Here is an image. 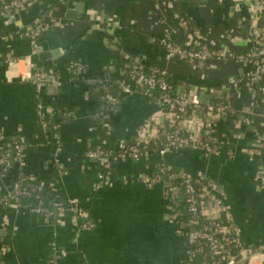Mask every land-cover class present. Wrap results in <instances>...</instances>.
Instances as JSON below:
<instances>
[{
	"label": "crops",
	"instance_id": "obj_1",
	"mask_svg": "<svg viewBox=\"0 0 264 264\" xmlns=\"http://www.w3.org/2000/svg\"><path fill=\"white\" fill-rule=\"evenodd\" d=\"M257 1L34 0L0 17V155L11 152L10 139L21 138L25 151L15 165L16 178L26 179L45 204L76 203L93 223L83 231L70 215L47 219L26 208L36 205L32 199L23 207L0 205V264H185L189 259L190 243L165 183L146 180L156 175L159 156L105 167L88 156L134 141L148 119L160 116L154 97L138 90H121L113 104L102 99L133 64L209 91L205 102L229 100L237 115L216 120L221 139L216 153L189 148L169 153L165 162L212 186L246 254L255 253L250 264H264V106L252 100L246 85H236L249 68L221 59L200 71L170 57L162 41L171 32L178 43L193 37L213 50L244 53L249 25L264 17V10L254 9ZM36 20L55 25L38 39L39 53L25 35ZM12 59L27 62L29 74L53 70L59 82L38 92L28 76H9ZM72 63H82L84 71L74 73ZM39 108L58 135L41 126ZM246 116L251 126L244 124ZM11 179L0 173L1 196L13 192Z\"/></svg>",
	"mask_w": 264,
	"mask_h": 264
},
{
	"label": "built area",
	"instance_id": "obj_2",
	"mask_svg": "<svg viewBox=\"0 0 264 264\" xmlns=\"http://www.w3.org/2000/svg\"><path fill=\"white\" fill-rule=\"evenodd\" d=\"M33 1L0 0V17H10ZM254 9L264 10V0H258ZM260 21L261 19H253L249 25L245 38L249 42V47L241 54L225 49L213 50L208 45L194 43L193 37L188 43L183 40L178 43L174 39V33L171 32H168L162 41L170 57H176L200 71L208 70L214 61L221 59H232V61L243 64L249 68L245 74L247 79H250V83L245 84L240 79L236 81V85H246L252 100L259 104L254 83L264 77V32L260 31ZM53 26L55 25L52 22L36 20L31 27L25 30V35L35 46L42 34ZM17 63V59L10 61V65ZM84 69L85 66L82 63H72L70 66V70L74 73H81ZM125 69L127 76L120 79L119 87L125 93L130 94L138 90L145 95L153 96L160 105V116L157 119L153 117L146 121L144 127L137 133L133 144L122 142L115 150L98 148L89 151L88 156L100 160L105 167L112 161L139 160L148 153H156L160 158L156 175L146 180L150 183L160 181L165 183L176 218L182 215L184 207L191 215L187 226H180L186 231V237L190 243L189 259L185 264L195 260L198 264H250L249 257L255 253L246 254L249 251L244 249L242 239L234 228L231 215L218 201V196L215 195L212 186L190 177L181 170L171 171L172 166L165 162L169 153L189 148L198 149L206 155L216 153L221 145V139L216 133V120L226 118L228 111L235 113L229 100L226 98L228 105L205 102L204 96L207 93V95L210 94L205 89L189 86L187 83L168 84L163 78L144 72L138 64L125 66ZM28 78L36 85L38 92L46 83L57 84L59 82L56 73L50 69L36 70L29 74ZM261 91L264 94V86ZM102 99L112 104L117 101V98L107 89L104 90ZM260 103H264V100ZM38 114L41 126L47 129L49 123L41 108ZM243 121L247 126L253 124V120L248 116L244 117ZM160 136L164 137V144L159 149L149 152V145L156 142ZM262 138L264 139V135ZM8 143L13 158L10 160L5 155H0V173L3 177L7 176L8 169L12 165H19L24 159L25 147L21 138L10 139ZM21 182L14 185L12 193L5 196L0 195L1 206L23 207V201L32 199L36 201V205L26 207L31 212L41 214L47 219H56L67 214L80 223L81 230L93 228L92 221L82 209L78 208L76 203L57 204L54 205V210H50L40 204L41 197L36 191L22 188L23 182ZM223 213L227 215L229 224L219 220ZM200 218L209 223H203L194 230ZM192 245H194L193 249ZM228 246L236 248L237 253L217 256L222 249ZM56 253L60 257L66 254L65 251H56ZM54 263L53 260L45 264Z\"/></svg>",
	"mask_w": 264,
	"mask_h": 264
},
{
	"label": "trees",
	"instance_id": "obj_3",
	"mask_svg": "<svg viewBox=\"0 0 264 264\" xmlns=\"http://www.w3.org/2000/svg\"><path fill=\"white\" fill-rule=\"evenodd\" d=\"M260 31H262V32H264V17L261 19V21H260ZM238 54H241V53H238ZM231 61H232V59H230ZM152 74H154L156 77H158V78H163L168 84H171V83H173V82H176V81H174V79L173 78H171V77H169V76H167V75H164L163 73H158V72H151ZM241 80L243 81V83H250V79H247V77H246V74H244V76H243V78H241ZM264 86V77L260 80V81H258V82H256V83H254V87H255V89H256V91H257V93H258V102H259V104L260 105H263L264 106V103H260L261 101H263L264 100V94L262 93V91H261V88ZM107 90H109V92L110 93H112L113 95H114V97L115 98H118L117 97V94L118 93H120L121 92V88L119 87V85L118 86H114V87H109V88H107ZM211 102H213V103H215V104H219V103H221V104H224V105H228V101H227V99L226 98H220V99H212V100H210ZM209 101V102H210ZM234 115H237L236 114V112H235V114L233 113V112H230V111H228V115L227 116H234ZM48 121V120H47ZM48 131L50 132V134L52 135V136H55V135H58V132H57V129L52 125V124H50V125H48ZM136 139V138H135ZM135 139H134V141H130L128 144H133L134 142H135ZM164 144V137H162V136H160L158 139H157V141L156 142H153V143H151L150 145H149V152H153V151H155L156 149H159L162 145ZM221 146V145H220ZM204 154H205V152H203ZM153 154H156V153H148V154H146L144 157H147V156H149V155H153ZM6 157H8V159H10V160H12V158H13V155H12V152H10L8 155H6ZM16 166L15 165H12V167L11 168H9L8 169V172H7V176L8 177H10V178H12L11 179V184H12V188L14 187V185L16 184V183H18V182H21V181H19L18 180V178H16L17 177V173L15 172V168ZM175 170H178V169H176V168H174V167H171V171H175ZM15 181H16V183H15ZM27 180L25 179V181L22 183V188H26V189H31V190H33V188L31 187V188H29L28 186H27V182H26ZM13 191V190H12ZM42 198L44 199V197L42 196ZM43 207H45V208H48V209H50V210H54V205L53 204H51V203H49V204H45V201H41V203H40ZM190 217H191V215L188 213V212H186V209H185V207L182 209V215H180L178 218H177V222L179 223V225L181 226V225H184V226H187V224H188V221H189V219H190ZM219 220H221V221H223L224 223H226V224H229V219H228V217H227V215L225 214V213H223L222 215H221V218L219 219ZM203 223H209L208 221H205L203 218H200L199 219V223H198V225L197 226H195L193 229L195 230L197 227L199 228L201 225H203ZM190 230H192L191 228H189ZM233 236V235H232ZM192 247V249H193V247H194V245H192L191 246ZM237 250H236V248H234V247H230V246H228V247H225L224 249H222L221 251H220V253H218L217 254V256H219V255H221V254H235V253H237L236 252ZM51 261H53V260H51ZM187 263V262H186ZM188 264H198V261L197 260H195V261H191V262H189Z\"/></svg>",
	"mask_w": 264,
	"mask_h": 264
},
{
	"label": "clouds",
	"instance_id": "obj_4",
	"mask_svg": "<svg viewBox=\"0 0 264 264\" xmlns=\"http://www.w3.org/2000/svg\"><path fill=\"white\" fill-rule=\"evenodd\" d=\"M29 65L27 62H20L18 64H11L9 68V76H23L27 77L29 74Z\"/></svg>",
	"mask_w": 264,
	"mask_h": 264
},
{
	"label": "water",
	"instance_id": "obj_5",
	"mask_svg": "<svg viewBox=\"0 0 264 264\" xmlns=\"http://www.w3.org/2000/svg\"><path fill=\"white\" fill-rule=\"evenodd\" d=\"M7 22H10V21H7ZM34 48H35V51H36L37 53H39V52L41 51V49H42V47H41V45H40L39 43H36V45L34 46ZM158 73H163L164 75H167V76H168V74L165 73V72H163V71L158 72ZM0 142H2V141H0ZM28 187H29V186H28Z\"/></svg>",
	"mask_w": 264,
	"mask_h": 264
}]
</instances>
